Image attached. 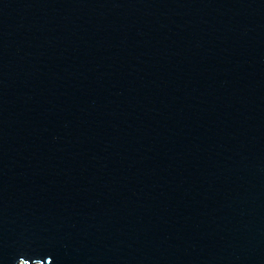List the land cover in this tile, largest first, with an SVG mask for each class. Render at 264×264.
<instances>
[{"label": "water", "instance_id": "obj_1", "mask_svg": "<svg viewBox=\"0 0 264 264\" xmlns=\"http://www.w3.org/2000/svg\"><path fill=\"white\" fill-rule=\"evenodd\" d=\"M0 264H264V0H0Z\"/></svg>", "mask_w": 264, "mask_h": 264}]
</instances>
